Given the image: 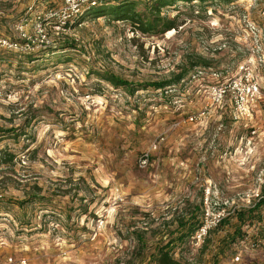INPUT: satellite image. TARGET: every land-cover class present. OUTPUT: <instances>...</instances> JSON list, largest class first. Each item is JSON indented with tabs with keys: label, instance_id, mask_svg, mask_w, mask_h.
<instances>
[{
	"label": "rangeland",
	"instance_id": "rangeland-1",
	"mask_svg": "<svg viewBox=\"0 0 264 264\" xmlns=\"http://www.w3.org/2000/svg\"><path fill=\"white\" fill-rule=\"evenodd\" d=\"M35 1L0 0V35L17 38ZM129 1L143 11L149 0ZM261 10L264 0L179 2L162 10L176 29L147 35L88 11L45 49L1 50L0 264H158L171 243L180 264H264V206L248 213L263 168L264 104L237 120L229 102L212 107L206 94L241 74L252 47L245 19L263 26ZM200 59L208 66L193 67ZM183 72L178 84L134 94L104 79L136 86ZM257 76L264 92V68ZM254 129L261 140L249 142ZM247 131L248 152L228 150ZM206 191L227 215L197 245L188 235L202 223Z\"/></svg>",
	"mask_w": 264,
	"mask_h": 264
},
{
	"label": "built area",
	"instance_id": "built-area-1",
	"mask_svg": "<svg viewBox=\"0 0 264 264\" xmlns=\"http://www.w3.org/2000/svg\"><path fill=\"white\" fill-rule=\"evenodd\" d=\"M113 0H62L57 7H44L38 0L30 4L24 14L15 24L17 38L0 35V51L13 50L24 54L45 49L55 42L53 36L66 34L70 26L81 16L91 9L103 6ZM262 0H248V3L257 4ZM39 4V7H37ZM251 7V4H249ZM251 10V8H248ZM259 18L264 23V10L259 12ZM245 27L248 41L252 44L248 61L241 66L240 75L237 78L224 80L208 86L206 94L212 107L223 109L227 102L231 104L233 117L237 120H253V111L258 105L264 104V92L258 79L259 71L264 68V24L261 26L257 21L245 19ZM72 27V26H71ZM213 76H218L214 73ZM205 112L201 113V117ZM194 121V118H190ZM250 139L258 138L256 129L250 132ZM156 149V145H154ZM148 155L142 157L141 164L146 166ZM263 168L258 175V189L253 198L259 202L264 200V159ZM213 195L206 191L204 198V212L201 225L192 238L200 245L212 231L218 227L227 215L225 207L216 210L212 207ZM251 199L249 204H251ZM255 206V204L253 205ZM215 211V212H214ZM239 257L236 258V261Z\"/></svg>",
	"mask_w": 264,
	"mask_h": 264
},
{
	"label": "trees",
	"instance_id": "trees-1",
	"mask_svg": "<svg viewBox=\"0 0 264 264\" xmlns=\"http://www.w3.org/2000/svg\"><path fill=\"white\" fill-rule=\"evenodd\" d=\"M235 0H149L144 5L143 11H137L136 6L137 4L133 1L126 0L125 2H122L120 4H117L115 6L108 7L111 3H106L105 5L91 9L89 11V15H93L95 18H100L103 16H108L110 19L116 20V21H125L129 23L135 31H139L143 34H164L166 32H169L173 29H176V22L175 19H171L169 17L163 16L162 10L165 8H171L174 7L177 3L183 2L187 4H191L193 2H198L204 7H208L210 4L216 3V2H223L225 4H229ZM57 48V47H56ZM67 48H72L67 46ZM201 62L195 63L193 67H200V66H208V64L200 59ZM186 73H179L174 77V79L170 82H163V83H148L145 85H136L137 88H143V89H134V85L131 83L124 81L122 79H119L112 75H105L104 79L107 80L109 83H111L115 87H124L131 94H134L135 92L139 90H148L149 88H153L155 90H162L167 87H170L172 85L178 84L184 80ZM8 156L10 158V162L12 161V157L10 155H2L3 158H6ZM262 206H264V200H261L255 204V206L250 209L248 213H252L255 210H259ZM240 218L244 216L243 213H239L238 215ZM190 221V220H188ZM198 229V225H193L189 229V235L193 236V234ZM184 237L180 238L179 240L182 241ZM173 244H168L166 246H163L162 248H159L157 263L158 264H180L179 262L175 261L171 257V252L173 250Z\"/></svg>",
	"mask_w": 264,
	"mask_h": 264
},
{
	"label": "crops",
	"instance_id": "crops-1",
	"mask_svg": "<svg viewBox=\"0 0 264 264\" xmlns=\"http://www.w3.org/2000/svg\"><path fill=\"white\" fill-rule=\"evenodd\" d=\"M259 134V133H258ZM251 135V134H250ZM250 135H249V138H250ZM262 135H258V138L257 139H260L261 140V137ZM239 137V139H245L246 141L244 142V146H242V145H240L241 143H242V141H243V139H242V141L241 140H239V143L240 144H237V140H238V138L236 137H234V136H232V138L230 139V145H229V148H228V150H230V151H233V152H236V153H239V154H242V153H247L248 152V131L246 132V133H244V134H242L241 136H238ZM255 139V138H254ZM241 141V142H240ZM249 142H251V140L249 141ZM258 152V151H257ZM235 160V159H234ZM255 160V163L257 164V163H259V160L256 158L255 159V157H254V159H253V161ZM258 166H259V164H258ZM255 184L257 185L258 183H257V178L255 179ZM259 188V187H258ZM253 197H249V199H248V202H249V200L251 199V201H256L254 198L252 199ZM257 202V201H256Z\"/></svg>",
	"mask_w": 264,
	"mask_h": 264
}]
</instances>
